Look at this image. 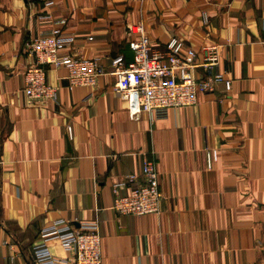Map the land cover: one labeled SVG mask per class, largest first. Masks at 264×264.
I'll list each match as a JSON object with an SVG mask.
<instances>
[{
    "label": "crops",
    "instance_id": "0c3cea01",
    "mask_svg": "<svg viewBox=\"0 0 264 264\" xmlns=\"http://www.w3.org/2000/svg\"><path fill=\"white\" fill-rule=\"evenodd\" d=\"M139 22L160 51L176 37L202 61L203 46L222 44L221 63L197 75L223 72L231 89L199 91L168 119L132 118L112 63L134 59ZM53 27L73 32L71 51L105 73L70 88L67 68L50 66L57 99L32 101L26 43ZM145 159L161 208L119 214L113 188L137 174L119 188L129 193ZM57 219L98 221L103 264H264V0H0V264H35L40 231Z\"/></svg>",
    "mask_w": 264,
    "mask_h": 264
},
{
    "label": "built area",
    "instance_id": "2783aa9c",
    "mask_svg": "<svg viewBox=\"0 0 264 264\" xmlns=\"http://www.w3.org/2000/svg\"><path fill=\"white\" fill-rule=\"evenodd\" d=\"M133 31L137 37L130 39L128 44L134 52V59L126 62L124 55H119L112 63V73L117 77L115 90L128 102L132 118L146 113L153 120L168 119L173 109L196 104L199 91H211L217 83L231 89L232 81L223 72L206 77L197 75L199 68L207 70L221 63L222 44L203 46L204 57L198 61L196 50L176 37L169 41L167 50L154 49L144 22L135 24ZM75 40L73 32L53 27L41 31L26 43L28 54L35 58V63L27 68L24 76V92L30 100L47 102L57 99L58 87L47 78L50 66L67 68L70 88L92 87L105 73L98 58H87L71 51ZM69 131L71 135L70 127ZM216 157L217 152H213V158ZM138 179L137 174H129L114 186L112 208L119 214L142 216L159 212L163 194L156 163L145 159L141 181L132 185L129 193H119L121 185L135 183ZM51 239H57L70 256L54 255L48 245ZM33 256L35 264H103L99 222L85 223L77 229L64 219L54 220L41 229Z\"/></svg>",
    "mask_w": 264,
    "mask_h": 264
}]
</instances>
